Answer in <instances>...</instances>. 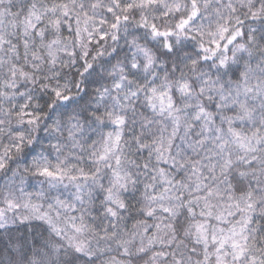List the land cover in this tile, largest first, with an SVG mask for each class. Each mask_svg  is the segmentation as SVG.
<instances>
[{
  "label": "snow or ice",
  "instance_id": "snow-or-ice-1",
  "mask_svg": "<svg viewBox=\"0 0 264 264\" xmlns=\"http://www.w3.org/2000/svg\"><path fill=\"white\" fill-rule=\"evenodd\" d=\"M0 264H264V0H0Z\"/></svg>",
  "mask_w": 264,
  "mask_h": 264
}]
</instances>
